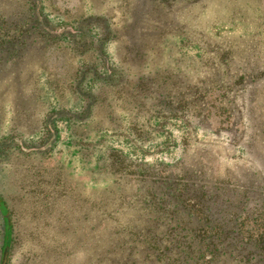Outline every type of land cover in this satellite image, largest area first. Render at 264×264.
<instances>
[{"label":"rangeland","instance_id":"rangeland-1","mask_svg":"<svg viewBox=\"0 0 264 264\" xmlns=\"http://www.w3.org/2000/svg\"><path fill=\"white\" fill-rule=\"evenodd\" d=\"M169 1L0 0V264L142 257L189 173L264 231V0Z\"/></svg>","mask_w":264,"mask_h":264},{"label":"trees","instance_id":"trees-1","mask_svg":"<svg viewBox=\"0 0 264 264\" xmlns=\"http://www.w3.org/2000/svg\"><path fill=\"white\" fill-rule=\"evenodd\" d=\"M33 1L39 20L40 3L39 0ZM2 21L6 20L0 18V24ZM41 29V33H53L43 24ZM3 45H0L1 50ZM144 173L141 175L150 178V174ZM196 178L197 175L189 173L175 180L161 179L159 188L153 193L156 205L152 214H147L153 220L147 223L149 227L142 233L148 246L142 257L139 247L137 251L136 246L125 242L116 245L117 249L127 251V258L116 261L108 256L106 264H159L162 260H166V264H264V231L258 238L246 240L237 224L242 215L239 211L244 210L242 204L236 205L226 199L219 203L218 197L212 198L213 192L199 185ZM181 187L184 190L181 191ZM248 192L249 189L244 193ZM0 207H4L1 200ZM237 207L241 210L235 211ZM147 208L150 206L146 211ZM262 213L264 207L258 215ZM159 229H163L162 238H158ZM7 231L12 232L9 218ZM120 232L130 235V231L126 233L124 229Z\"/></svg>","mask_w":264,"mask_h":264},{"label":"water","instance_id":"water-1","mask_svg":"<svg viewBox=\"0 0 264 264\" xmlns=\"http://www.w3.org/2000/svg\"><path fill=\"white\" fill-rule=\"evenodd\" d=\"M9 251V248L7 247L4 252L3 264H7L8 262Z\"/></svg>","mask_w":264,"mask_h":264}]
</instances>
